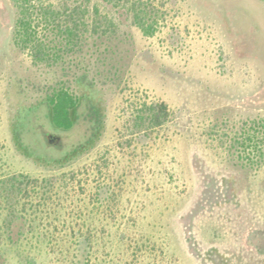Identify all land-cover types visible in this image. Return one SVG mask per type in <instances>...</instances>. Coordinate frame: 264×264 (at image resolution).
I'll return each instance as SVG.
<instances>
[{
  "label": "rangeland",
  "instance_id": "rangeland-1",
  "mask_svg": "<svg viewBox=\"0 0 264 264\" xmlns=\"http://www.w3.org/2000/svg\"><path fill=\"white\" fill-rule=\"evenodd\" d=\"M40 1L64 26L76 22L80 41L61 61L36 63L14 41L16 6L0 0L4 264H70L45 226H96L91 264H264V168L254 172L229 146L253 119L264 135V0H144L159 22L150 35L103 0ZM84 64L103 91L99 140L62 167L26 159L8 133L10 78L42 96L56 82L74 83ZM158 101L164 122L135 125ZM87 132L81 124L55 131L59 151ZM55 149L40 145L36 154ZM8 226L25 231L20 244L5 239Z\"/></svg>",
  "mask_w": 264,
  "mask_h": 264
},
{
  "label": "trees",
  "instance_id": "trees-1",
  "mask_svg": "<svg viewBox=\"0 0 264 264\" xmlns=\"http://www.w3.org/2000/svg\"><path fill=\"white\" fill-rule=\"evenodd\" d=\"M11 1L18 10L14 41L18 47L27 50L36 63L61 61L67 54L65 52H69L64 49L79 45L76 22L73 26L61 24L59 10L44 5L40 0ZM103 1L115 8L124 7L133 15L135 24L145 35L154 34L159 27L158 20L153 16L154 8L144 0H125L123 4L118 3L120 0ZM93 8L99 14V7L94 5ZM78 68L79 74L74 83L69 84L64 80L56 82L42 96L34 94L23 77L14 74L10 78L5 92L9 112L8 133L14 149L26 159L48 167H62L88 152L99 140L105 126L103 91L88 76L87 65ZM44 110L48 124H42L43 129L39 130L38 119ZM167 113L166 103L158 101L145 116L143 113L136 115L134 122L142 126L148 118L151 125L159 126ZM76 124L85 125L88 132L84 140L61 152L54 146L59 155L45 157L36 154L40 145L53 146V141L59 142L55 131L67 132ZM255 125L253 119L247 128L240 127L233 131L229 136V146L243 165L258 172L264 168V135ZM48 126L53 130H48ZM102 188L98 187V191ZM27 227L32 230L33 226ZM43 229L51 234L50 239H61L59 242H62V249L67 253L70 264H91L95 252L93 238L96 236V226H56V232L55 229L54 232L48 229V226ZM24 232L22 228L15 230L14 226H8L2 233L8 243L20 244L26 236ZM4 262L5 258L0 254V264Z\"/></svg>",
  "mask_w": 264,
  "mask_h": 264
},
{
  "label": "flooded vegetation",
  "instance_id": "flooded-vegetation-1",
  "mask_svg": "<svg viewBox=\"0 0 264 264\" xmlns=\"http://www.w3.org/2000/svg\"><path fill=\"white\" fill-rule=\"evenodd\" d=\"M53 145L58 147L59 149H61V147H62V144H60V142H54L53 141Z\"/></svg>",
  "mask_w": 264,
  "mask_h": 264
}]
</instances>
